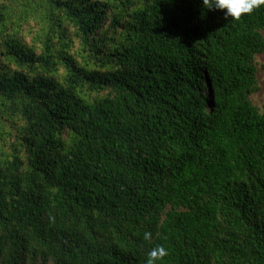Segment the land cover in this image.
<instances>
[{
    "label": "trees",
    "instance_id": "16d2710c",
    "mask_svg": "<svg viewBox=\"0 0 264 264\" xmlns=\"http://www.w3.org/2000/svg\"><path fill=\"white\" fill-rule=\"evenodd\" d=\"M261 55L264 5L0 0V264H264Z\"/></svg>",
    "mask_w": 264,
    "mask_h": 264
},
{
    "label": "clouds",
    "instance_id": "9594fccd",
    "mask_svg": "<svg viewBox=\"0 0 264 264\" xmlns=\"http://www.w3.org/2000/svg\"><path fill=\"white\" fill-rule=\"evenodd\" d=\"M206 10H223L226 18L239 20L244 14H251L255 9L264 5V0H202ZM145 240L152 239L151 232L144 233ZM168 255V250L163 245L152 248L147 253L145 264H158Z\"/></svg>",
    "mask_w": 264,
    "mask_h": 264
},
{
    "label": "rangeland",
    "instance_id": "374dc122",
    "mask_svg": "<svg viewBox=\"0 0 264 264\" xmlns=\"http://www.w3.org/2000/svg\"><path fill=\"white\" fill-rule=\"evenodd\" d=\"M257 65L259 68L258 84L259 91L252 95L251 100L253 104L260 110L264 107V55L257 57Z\"/></svg>",
    "mask_w": 264,
    "mask_h": 264
}]
</instances>
